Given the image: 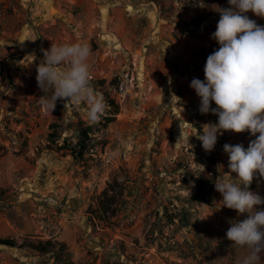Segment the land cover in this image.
<instances>
[{
    "label": "rangeland",
    "instance_id": "1",
    "mask_svg": "<svg viewBox=\"0 0 264 264\" xmlns=\"http://www.w3.org/2000/svg\"><path fill=\"white\" fill-rule=\"evenodd\" d=\"M227 7L228 0H0V238L17 242L0 245V264H237L245 255L226 232L246 214L222 207L215 186L195 199L203 172L227 178L223 145L247 148L255 138L224 132L211 153L198 139L218 117L199 112L190 82L204 80ZM77 42L92 50L93 87L117 106L95 124L83 103L58 101L52 113L39 105L44 51ZM107 117L114 121L104 127ZM89 127L87 151L73 155L79 130ZM65 141L71 147L60 150ZM255 181L250 190L264 196V180ZM47 241L55 243L49 253L31 246Z\"/></svg>",
    "mask_w": 264,
    "mask_h": 264
},
{
    "label": "clouds",
    "instance_id": "2",
    "mask_svg": "<svg viewBox=\"0 0 264 264\" xmlns=\"http://www.w3.org/2000/svg\"><path fill=\"white\" fill-rule=\"evenodd\" d=\"M228 4L219 10L212 33L219 47L207 56L204 80L193 78L190 87L200 99L199 112L218 117L217 122L204 124L198 135L206 153L215 149L224 132L247 131L255 137L247 148L239 143L223 145L229 171L227 178L218 175L214 186L222 207L235 210L238 216L246 214L230 221L226 232L233 245L245 249L237 264H264V196L250 190L254 179L264 180V25L248 15L264 18V0H228ZM91 55L90 46L83 42L52 43L44 51L36 82L43 93L39 105L45 111L52 113L58 101H72L87 106L92 124L107 114L109 105L90 79Z\"/></svg>",
    "mask_w": 264,
    "mask_h": 264
},
{
    "label": "trees",
    "instance_id": "3",
    "mask_svg": "<svg viewBox=\"0 0 264 264\" xmlns=\"http://www.w3.org/2000/svg\"><path fill=\"white\" fill-rule=\"evenodd\" d=\"M109 105L112 107H117L116 103L113 100H108ZM117 109V108H116ZM117 110H115V112L113 114H116ZM114 117H107L106 118V123H104V127H107L113 120ZM80 131V138L78 140V142L73 146L74 148H72V153L73 155H76L75 150L79 149V152L77 154L78 157H83L84 152L87 151V147H88V141L90 140V135H91V128H84L79 130ZM54 134H51V136H53ZM54 137V136H53ZM56 138V135H55ZM71 147L68 146V143H66V141L59 146V149H66L67 147ZM214 183H215V179L213 174H211V172H209L208 170L203 172L200 176V178L197 181V192L195 195V199L196 200H205L207 195L210 194L214 188ZM256 186V181L254 179L253 183L250 186V189H254ZM101 206L104 207L105 210L110 209L109 205H105L103 202L101 203ZM0 245H4V246H8V247H16L17 246V242L14 239L11 238H0ZM55 243H53L52 241H47V242H38L35 244H31V246L38 252L40 253H49L51 252V249L54 247ZM63 247V246H62Z\"/></svg>",
    "mask_w": 264,
    "mask_h": 264
}]
</instances>
